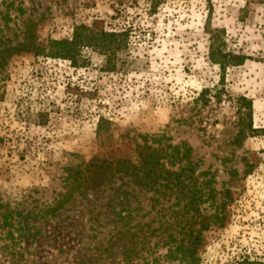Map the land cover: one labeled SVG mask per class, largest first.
Instances as JSON below:
<instances>
[{
	"label": "rangeland",
	"instance_id": "1",
	"mask_svg": "<svg viewBox=\"0 0 264 264\" xmlns=\"http://www.w3.org/2000/svg\"><path fill=\"white\" fill-rule=\"evenodd\" d=\"M92 23L126 31L111 71L89 46L75 65L6 51L70 40L74 27ZM212 31L248 59L223 72L210 63ZM99 117L111 147L96 137ZM154 135L190 147L193 210L178 193L153 202L141 192L122 207L69 184L67 168L117 147L130 157L132 143ZM137 223L157 230L151 245L169 233L200 243L171 258L161 242L150 252L138 247L133 263L115 250L111 263L102 251L108 237ZM242 259L264 263V0H0V264Z\"/></svg>",
	"mask_w": 264,
	"mask_h": 264
},
{
	"label": "trees",
	"instance_id": "2",
	"mask_svg": "<svg viewBox=\"0 0 264 264\" xmlns=\"http://www.w3.org/2000/svg\"><path fill=\"white\" fill-rule=\"evenodd\" d=\"M216 32L219 31L216 30ZM216 32L212 31L210 35L207 53L209 62L218 65L222 72L227 66L243 64L248 57L226 51L224 42L218 38ZM126 43V31H105L92 23L91 25H77L74 27L70 40H50L49 45L47 44L48 47L47 45L44 47L39 46L33 42H18L16 45L6 48V51L9 52L8 55L19 52H33L34 55L44 54L54 58L67 59L75 65L77 64L79 49L83 46H89L105 56L106 71H111L114 68L116 51L124 48ZM107 123V119L99 117L96 125V137L101 146L108 145L111 147L113 142L103 137ZM163 138L162 135L142 137V143H132L133 148L131 151L133 155L130 157L126 153H116V151L122 152L120 147H117L116 150L112 148L111 154L94 155L88 161L66 169L68 182L74 186V190L81 196L92 198L94 195L101 200L107 198V202L118 203L122 207L141 192L145 194L152 193L148 198L153 202H157L159 194L178 193L182 199L186 200L184 208L187 211L191 210L197 194L194 177L196 163L190 159V147L186 144L181 146L172 145L163 141ZM176 166L179 167V170L172 169ZM107 191H111L109 197H107ZM197 198L202 201L201 195ZM50 209V212L55 211L54 207ZM128 214H131V210H128ZM118 215L122 219L126 218L122 212H119ZM143 227L148 229L151 225L150 223H143L141 226H139V223L129 224L121 231L118 229L117 233L111 234L102 250L106 254L105 257L109 258L111 263L115 262L114 258L117 255L115 250H117L122 257L121 261L133 263V260L140 256L138 250L150 252L152 247H156L161 242V246L166 247L168 254L166 258H171L175 253L192 254L200 243V238L196 235L185 238L169 233L160 237L158 242L151 245V237L157 236L155 235L157 230L149 231V228L148 235H141V237L139 233L143 230ZM159 227H162L161 223ZM206 228L207 224L201 221L200 229ZM237 264L264 263L242 259Z\"/></svg>",
	"mask_w": 264,
	"mask_h": 264
}]
</instances>
